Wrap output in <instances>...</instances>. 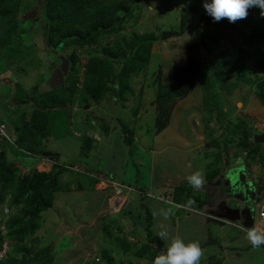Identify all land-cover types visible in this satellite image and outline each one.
<instances>
[{
	"label": "rangeland",
	"instance_id": "1",
	"mask_svg": "<svg viewBox=\"0 0 264 264\" xmlns=\"http://www.w3.org/2000/svg\"><path fill=\"white\" fill-rule=\"evenodd\" d=\"M106 1L100 0V3H105ZM124 3L129 6L132 5L135 10L133 17L128 18L123 24L125 30L118 35L119 38L134 39L138 35L151 33L156 37L150 53L149 63L146 65L147 68L132 74L130 77L131 89L124 92L123 97L117 96L120 90L118 84L115 87L113 86L112 76L105 77L106 87L112 88L113 86L114 91L106 90L97 99L93 97L92 91L88 93L82 86L85 82L84 65L88 61V54L97 53L102 48L110 45L111 42L108 43V40H103L98 45L83 48L85 49L84 51L82 49L77 50V54L79 52L81 55L79 60L84 65H81V72L76 85L79 90L69 92L73 103L70 107H67L69 110L60 109L59 107L53 108L58 109L54 111L47 109V111H51L48 115H51L48 123L49 131L41 132L43 135H47L43 147L45 153L51 152L58 156L56 159H58L59 164L66 168L59 175L60 184L64 187L65 192L59 191L55 193L52 208L42 215L40 219L42 225L36 232H30V235L25 240L28 249L33 253L40 254L42 260L47 262V260H50L49 257L52 256V260L46 264H99V260L104 261L102 253L105 249L108 252H112L110 254L114 257L115 264H146L137 258L131 257L129 261H122L123 257H120L115 250H112L115 246L112 244H116V240L122 238L121 234L123 235L126 231L131 233L126 224L135 226L136 233H141V235L147 233L145 230L151 229L152 235L157 237L156 235L165 230V228L166 233L173 234L171 231L173 227L172 218L174 222L178 220L184 225L185 219L189 216L188 214H193L187 210L178 209L176 204L171 205L168 204L169 202H163L160 203L161 208L165 212L169 210L173 214L172 218H170L171 220L167 222L166 213L165 215L159 214L157 211L159 207L153 206L159 204L157 197L152 195L145 196L147 194L142 197L139 193L132 191L130 193L132 201H129L126 208L116 218H112V215L106 212L103 218L100 217L98 224L93 229H90L86 226L89 222L83 221V219L86 220V215L81 217L84 212L98 208V205L102 202L98 197V192L94 190L95 188L101 191L107 189L109 201H113L117 195V191L113 186V184H116L115 182L128 188L129 186L134 189L141 187L149 193L150 185L153 184L154 179L157 183L160 175L161 178H172L173 173L178 170V166L182 167L184 160L176 162L169 160L168 158L172 157V154H169L161 158V163L164 160L166 168L163 170V166L160 163L157 170L152 172L150 167L152 154L145 147L150 145V141L153 145L159 128L157 127V112L155 111L158 103L155 99L158 94L164 93L165 87L172 84L169 70L172 67H178L186 63L188 51L202 54L205 57L204 60L210 63L223 62L228 58H233L236 54L246 52L253 59L249 66L252 79L259 82L262 79L264 80V72L256 74L257 68L254 63L264 53V49L258 51V47L248 48L245 46L243 37L246 34V29L239 25L243 19L234 23H230L227 19L214 22L203 7L204 0H126ZM189 6L196 8L189 17L191 29L179 36L166 39V32L171 31L170 34H173L181 30V24L184 21L181 17L182 12ZM260 11L259 8H256V16H253V19L258 18ZM120 13L121 11L118 10V16ZM16 19V21L12 19L3 20L0 23L1 44L7 42L10 46H14L17 49L15 45L18 43L15 35L20 29V32L25 37V42L31 44L29 57L26 61L18 63V66L17 64L12 65L9 62L0 60V118L6 120L5 125L8 133L13 135L14 138L16 135L18 138L17 124L23 127L24 122L31 121L34 109H40V103L36 107L38 99L36 97L43 99L51 96L52 98V95L56 94L54 90L62 89L58 85L52 86L53 75L57 69L62 67L64 60H70L71 53H73L72 48L66 51L58 50L55 55L52 53L55 47L49 45L45 40L38 0H20ZM22 20L24 21L22 22ZM245 47L247 50H245ZM205 48L207 49L205 50ZM50 53L56 57V60H54L52 55L50 57ZM118 67V65H115V68ZM77 69L76 66L74 71L72 70L68 76H64L65 87L68 84V79L75 77ZM227 77L232 87L242 89L240 90L242 94L227 100V95L223 93V89H220L221 86L214 85L213 89L207 91L204 85L198 81L190 97V103L186 101L182 104L187 109L183 110V118L177 123H181L178 128L183 134L194 136L199 128L197 126V122H200L199 118L201 119L204 115L205 119L211 111L220 113L224 106L228 109L227 114L220 115L216 124L223 123L225 119V121L230 122L231 128L234 129L235 126L245 123V118V121L248 120L251 126L254 125V122L264 125V115L262 116L264 105L255 93V87L246 83H243V86L241 83L237 84L235 75H227ZM51 89L52 93L54 92L53 94L50 92ZM19 92L21 96L24 94L29 97L26 103L13 101V96ZM209 93V104H207ZM248 97L250 99L253 97L250 103H248ZM250 104L255 109L260 108L258 111L261 116H257L254 113L253 119H246L241 111L248 108ZM204 119L202 120L205 121ZM260 128L264 131V127ZM125 129L132 137L130 144L125 141ZM87 136L95 143L97 142V144H94L93 151L85 160V156H81L80 150L83 138ZM14 142L10 146H3V151L7 154L9 163L14 168H18L17 170H19L21 176L28 175L34 167L38 172H51L53 165L50 162H53V160L50 159L48 161L46 159H38L32 162L21 159L23 163L21 166L17 157L21 155L20 152L22 151L14 146ZM262 146L264 145L262 144ZM102 147H104L106 152L105 156L97 158V154H102ZM234 147L237 149L236 145ZM239 153L244 154L243 152ZM249 156L248 159L250 160L255 154H249ZM257 156L261 157L262 153L260 152ZM139 159L143 161L142 165L138 162ZM200 160L195 159L194 161ZM43 161H45L46 165H42ZM200 162L204 164V160ZM108 167L112 171L115 182H113L112 178H108L105 172V174L100 173ZM236 168L237 172L241 170L240 166ZM160 170H162V173ZM95 173H100L97 176L103 178L106 183H102L100 180L95 182V178L92 175ZM206 173H203L204 178ZM238 177H241V175ZM240 179L248 182L247 177L246 179ZM109 180L111 183L108 182ZM220 181L218 180L215 184L208 183V189L212 188V185H218ZM79 185L80 188L78 189ZM252 187L253 185H251ZM123 193L126 195L128 191L124 189ZM154 194L157 195L158 192L154 191ZM198 194L199 192L195 195ZM262 195L261 193L259 198ZM152 202H155V204H152ZM124 203L123 201L122 207L125 206ZM249 205L253 206L254 203L250 202ZM185 206L189 207V205ZM15 214L17 217H22L21 214H18L17 209L13 210V215ZM157 214H159L158 217L156 216ZM146 216H149V218ZM254 216H257V210L254 212ZM150 223L151 225L149 226ZM114 229L120 231L118 235L113 232ZM178 234L185 242H190L191 239L187 240L185 238V235L189 234L187 229H178ZM220 244H217L219 248L222 246ZM19 246L20 243L16 242L14 248ZM262 247L264 248V245ZM212 248L213 246L211 245L210 249L212 250ZM16 255L20 256V253L14 252V256ZM242 259V263L239 264H264V250L245 253Z\"/></svg>",
	"mask_w": 264,
	"mask_h": 264
},
{
	"label": "trees",
	"instance_id": "2",
	"mask_svg": "<svg viewBox=\"0 0 264 264\" xmlns=\"http://www.w3.org/2000/svg\"><path fill=\"white\" fill-rule=\"evenodd\" d=\"M125 1L107 0L105 3H100V0H38L45 40L49 45L55 47L52 53L55 55L58 50L66 51L72 48L73 53H71L70 60L66 59L69 64V70L66 75L68 76L70 71H74L76 66L78 69L75 72V77L68 79L66 87L63 81L62 89L54 90L56 94L52 95V98L51 96L43 99L36 97L38 98L36 107L39 103L41 107L40 109H34L31 121L24 122L23 127L17 124L18 138L16 135V140L13 135L8 133V130V139L0 140V212H3L4 206H7L12 212L7 221L8 239L12 242V248L8 257L0 264H46L52 260V256L49 257L50 260H47V262L42 260L40 254L33 253L28 249L25 240L30 235V232H36L42 225L40 219L42 215L52 208L55 193L65 191L60 184L59 175L66 169L59 164L58 159H56L58 156L55 155L52 159L56 160L57 163L51 172H38L34 167L28 175L21 176L19 170H17L18 168H14L9 163V158L3 151V146H10L15 141L13 143L14 146L22 151L20 152L21 155L17 157L21 166L23 164L21 159L32 162L37 161L42 156V153L45 152L43 143L47 135H43L41 132L49 131L48 123L51 115H48L51 111H47V109L54 111L58 109L53 108L59 107L60 109L69 110L67 107H70L73 103L69 92L79 90L76 85L81 72V65L83 66L84 64L79 60L81 55L79 52L77 54V50L82 49L84 51L85 49L83 48L98 45L103 40H108V43L111 42L110 45H107L108 43L105 44L107 46L97 53L88 54V61L84 65L85 82L82 86L88 93L92 91L93 97L97 99L106 90L114 91L113 86L115 87L116 84H118L120 90L117 96L123 97V93L131 89L130 77L132 74L147 68L146 65L149 63L150 53L156 37L151 33L138 35L134 39L119 38L118 35L125 30L123 24L128 18L133 17L135 10L132 5L125 4ZM19 4L20 0H0V23L3 20L10 19L16 21ZM195 9L190 6L185 8L181 16L184 20L181 24V30L176 33L172 32L173 34H170L171 31L166 32L165 38L171 39L191 29L189 17ZM118 10L121 11L119 16L117 14ZM239 25L246 29V34L243 37V43L246 47H258V51L264 49V16L259 14L257 19L245 18ZM20 31L15 35L18 43L15 45L17 49L14 46H10L7 42L0 43V60L9 62L12 65L17 64V66L21 61L27 60L30 55L31 44L25 42V37ZM52 53H50V57ZM187 53L186 63L178 67H172L169 70L172 84L165 87L164 93L158 94L155 99L158 103L156 112L159 132L168 127L177 101L186 98L193 91L198 81L204 85L207 91H210L214 85L219 87L223 85L231 86L227 75H235L237 84L246 83L255 87V93L264 105V80L262 79L259 82L252 79L249 66L253 59L250 54L244 52L236 54L233 58H228L223 62L210 63L204 60L205 57L202 54L193 51H188ZM54 55L52 56L56 60ZM254 63L257 68L256 74L264 72V53ZM115 65L119 67L115 68ZM17 72L19 73V71ZM109 76H112V88H107V83L104 81L105 77L108 78ZM50 92L52 93V89ZM13 97V101L23 104L29 99L27 95L23 94L21 96L20 92ZM112 97L114 96L112 95ZM209 98L210 93L207 97V104H209ZM0 122L6 123V120L0 118ZM245 123H241L233 129L230 126V122L227 121L222 125L225 131V140L219 138L212 142L211 146L229 151V147L235 144L238 148L248 149V154L258 155L262 145L260 147V145L253 143L254 131ZM124 134L125 141L130 144L132 137L127 129L124 130ZM93 149L94 141L89 136L84 137L80 150L81 156L88 158ZM94 181L97 182L96 180ZM194 201L196 204H190L189 207L197 205L202 207L203 201L200 198H196ZM14 209H17L18 214H21L22 217H17L16 214L13 215ZM146 231L147 238L150 239L149 243L139 248L134 247V252H132L130 257L145 258L153 261L158 252L150 251V244L156 242L161 250L164 249V246L160 243L159 238L152 235L151 229ZM16 242L20 243V246L14 248ZM124 248L126 250L127 246H124ZM14 252L20 253V256H14ZM110 253L112 254L111 251L108 252L105 249L102 253L104 261L99 260V264H115L114 257ZM119 256L122 257V255Z\"/></svg>",
	"mask_w": 264,
	"mask_h": 264
},
{
	"label": "crops",
	"instance_id": "3",
	"mask_svg": "<svg viewBox=\"0 0 264 264\" xmlns=\"http://www.w3.org/2000/svg\"><path fill=\"white\" fill-rule=\"evenodd\" d=\"M243 86V83H241ZM240 86V85H239ZM195 88V87H194ZM220 89H223V93L227 95V100L232 99L234 96L238 97L239 94H242L241 88L238 89L236 87L231 86H221ZM194 91V90H193ZM193 91L184 99H180L177 101L174 111L172 113L170 122L168 124V127L161 132H157L156 138L153 141V145L150 141V145L145 147V149H149L151 152V169L152 172H155L157 170L158 164L161 163L162 156L172 154L171 158H168L169 160L179 161L184 160L182 163V167L178 166V170L173 173V177H163L161 178V175L159 176V180L157 183L155 182V179L153 181V184L150 185V191H145L141 187L132 188V191L139 193L142 195V197L145 196H154L157 197L156 199L159 200V204H155V202H152L154 207H159L157 210L159 214L165 215L166 213V220L169 222L172 218L173 214L170 213L169 210H165L161 208L160 203H168L166 201L167 196H170L169 203L171 205L180 204L182 206L185 205H195L196 202L194 201L196 198H200L203 203L202 206H204L206 209L209 210V214L218 217V218H224L228 221H230L232 224H224L218 220H213L208 218L205 215L201 214H188V218L185 219L184 225H182V222H178V220L173 221V227L171 231L173 234L167 232L168 239L167 240H161L159 235L157 234V238L160 239V243L164 246V249H159L156 242H152L150 244L151 250L150 251H156L158 254L162 251H166L167 244L170 242L171 238H174L176 236H179L178 229H182L188 231L189 234L185 235V238L187 240L191 239L192 241H199L203 250L204 254L202 257V260L200 264H239L242 263L241 260L242 256H244L245 253H250V251H258V250H264L261 245L258 248H254L250 241L246 238L247 230L251 227H247L244 225V219L241 217H237V214L235 212H232V210H235L237 207H243L244 202H239L236 199H234L231 195V186L232 182H234V179L237 180L238 178L246 179L250 182L251 185H253V190L256 193V198L254 200V211H253V217L254 212L257 207V204L264 199V146L261 148L262 156L259 157L255 155L252 159H248V154H240L237 152V149H235L234 145H231L229 147V151L220 150L213 146H211V143L216 141L214 139L213 141V134L217 131V128L219 126H222L227 121L225 119L223 120V123H217V118L222 114H227V110L224 106L223 110L220 113H216L215 111H211L210 114H208L205 119L204 115L200 119V122H197V126L199 127L196 131V134L194 136H188L186 134H183L180 129L178 128L180 124L177 122H180L183 118V114L185 109L187 107H183L182 104L186 101H189L190 103V97L193 94ZM225 95V96H226ZM253 98V97H252ZM251 98V99H252ZM249 102L252 101L250 97H248ZM231 102V101H230ZM236 105H238L236 103ZM249 107L240 110L246 117V119H253L255 114L257 116H261L259 113L260 108H253L251 107V104L248 105ZM260 106V105H259ZM157 108L155 109V111ZM203 112H205L203 110ZM216 113V115H215ZM137 115V114H136ZM264 115V111L262 113V116ZM204 119L205 121H203ZM245 120V118H244ZM264 121V119H263ZM177 126V127H176ZM109 129V128H108ZM106 129V130H108ZM212 137V139H211ZM223 139V138H222ZM221 139V140H222ZM94 144H97V142ZM148 145V144H147ZM160 145V147H159ZM103 149V150H102ZM102 154H97V158H102V156H105V150L104 147H102ZM156 149V150H155ZM239 152H241V148L239 149ZM240 154V155H239ZM259 155V154H258ZM258 158H257V157ZM177 158V159H175ZM195 159H201L204 160V164L200 161H194ZM85 160L87 158L85 157ZM234 160V162H232ZM138 162L142 165V160H138ZM197 162V166H196ZM263 162V163H262ZM162 169L164 170L166 166H164V160L161 163ZM201 164V165H199ZM236 165V166H235ZM240 166L241 170L237 172V168ZM210 170V171H209ZM162 173V170H160ZM209 171V172H208ZM108 178H112L115 182V179L113 178L112 171L108 167L106 170H104L103 173ZM201 173V183L199 186H195L189 181V177H191L195 173ZM205 178L203 177V173H205ZM110 173V174H108ZM108 174V175H107ZM241 175V177H238ZM218 180H221L218 185H212V188L208 189V183H216ZM116 184H119L118 182H115ZM124 184V183H123ZM208 189V190H207ZM98 192V197L102 201L100 205H98V208L94 209L93 211L84 212L83 216L86 215V220L83 219L85 222H89V224H86L87 228L93 229L96 224L100 221V217L103 218L106 212L108 213L109 203H108V197L107 195L108 191L104 190L101 191L100 189H94ZM132 191L128 192L126 195H124V201H126L124 204V208L129 204V201H132V196H130V193ZM154 191H157L159 196L154 194ZM65 192V191H61ZM198 195H195L198 193ZM263 194L261 198H259L260 194ZM125 194V193H124ZM165 195V197H164ZM191 196V197H190ZM130 198V199H129ZM153 198V197H152ZM164 198V201H163ZM128 199V201L126 200ZM249 201L248 203H250ZM222 204V207L220 205ZM198 206V205H197ZM123 208V209H124ZM122 209V211H123ZM110 214V213H108ZM159 214L156 216L158 217ZM112 215V218H116L118 214H110ZM131 215V214H130ZM151 215V214H150ZM193 215V216H190ZM141 216V215H139ZM149 218V216H146ZM194 217V218H192ZM196 217V218H195ZM254 222V220H253ZM170 224V223H169ZM126 227L129 228V232H125L123 235L121 234L120 239L116 240V244L113 247L112 250H115L118 255H122L123 260H130V255H132V252H134V247L139 248L142 245H147L150 241V239L147 238V235L144 233V235H141V233H136L135 226H130L129 224H126ZM153 227V226H152ZM232 227V228H227ZM169 229V227H167ZM226 229V230H224ZM163 230L162 232H165ZM113 232L118 235L120 232L117 229H114ZM146 232V230H145ZM161 233V232H160ZM82 237V235H81ZM190 240V241H191ZM187 243V242H186ZM220 244L221 248L218 247L217 244ZM166 245V246H165ZM213 246L212 250L210 249V246ZM124 246H127L126 250ZM85 247V246H84ZM218 249H217V248ZM128 249V250H127ZM221 251V253H220ZM83 253V251H82ZM146 264H153V261L144 259H138ZM213 262V263H212Z\"/></svg>",
	"mask_w": 264,
	"mask_h": 264
},
{
	"label": "clouds",
	"instance_id": "4",
	"mask_svg": "<svg viewBox=\"0 0 264 264\" xmlns=\"http://www.w3.org/2000/svg\"><path fill=\"white\" fill-rule=\"evenodd\" d=\"M203 7H204L206 13L210 17H212L214 22H220L223 19H227L230 23H234L240 19L253 18V16H256V8H259L261 10L260 11L261 16H264V0H204ZM250 8H254V9H253L252 15L248 16V10ZM244 122L248 123L247 125L249 126V128L252 131H254L253 137H252V141L254 143V136L257 134H263L264 133V131L260 128V127H264V125L262 126L261 124L254 122V125L251 126L250 125L251 123H249L248 120L244 121ZM3 124H5V123H3ZM224 133H225V131H224L223 127L219 126L217 128V131L215 132V134H213V136H215V137H213V140L214 139L217 140L219 138L224 139V136H225ZM255 145H257V144H255ZM258 145H262V144H258ZM263 145H264V143H263ZM234 146H235V144H234ZM241 149H242L241 152H243L244 154L245 153L248 154V149L247 150L245 149L247 152L243 148H241ZM237 152L239 153L238 147H237ZM52 157L53 156H50V157L40 156L39 159H41V160H44V159L49 160L50 159V160H53L55 162L56 160L52 159ZM250 159H252V158H250ZM56 163H57V161H56ZM55 164L53 165V167L55 166ZM99 174L100 173L92 174L97 182L100 180L99 179L100 177L97 176ZM201 175L202 174L199 172L193 174L191 177H189L190 183H192L195 186H199L201 183ZM105 190H107V189H105ZM123 196H124V193H123ZM126 200L128 201V199H126ZM263 200L264 199H262L257 204V207L255 209V211L257 210V216H258V206ZM112 202H113L112 200L109 201L108 213H110V214L121 213L122 209L124 208V207H122L123 204H120V201H118L116 203L117 209H112V207H111ZM124 202H126V201H124ZM5 207H7V206H4L3 212H0L1 216H4L6 214V211H8V214L10 216L11 215L10 209L8 207L7 208H5ZM112 211H115V212H112ZM208 213H209V210H208ZM9 216H8V220H9ZM257 216L253 217L254 222H253L252 228L248 229L247 233H246V238L250 241L251 245L254 248H258L261 245H264V230H262L258 227H254ZM213 217L214 218H210V219L218 220L224 224H227L226 222L232 224L230 221H228L224 218H218L215 216H213ZM6 226H7V222H6ZM7 229H8V227H7ZM8 234H9V230H8ZM158 235H159L161 240H167L168 239V234L166 232L158 233ZM203 254H204V250H203L199 241H190V242L186 243L180 236H176L174 238H171L170 242L167 244L166 251H162L158 255L155 256V258L153 260V264H200L202 257H203Z\"/></svg>",
	"mask_w": 264,
	"mask_h": 264
},
{
	"label": "built area",
	"instance_id": "5",
	"mask_svg": "<svg viewBox=\"0 0 264 264\" xmlns=\"http://www.w3.org/2000/svg\"><path fill=\"white\" fill-rule=\"evenodd\" d=\"M254 8H250L248 10V16L252 15ZM8 139L7 135V128L6 125L0 122V140H5ZM10 139V138H9ZM11 140V139H10ZM48 161V160H46ZM50 162V161H49ZM52 165L55 164V162H50ZM42 165H46L45 161L42 162ZM102 183H106V181L103 178H99ZM111 183V181H108ZM108 186V185H107ZM106 186V187H107ZM114 189L117 191V195L115 196L113 202L111 203L112 209H117V202L120 201V204L124 201V196H123V190L126 189L128 192L132 191V189L129 187H124L123 185L120 186L119 184H113ZM170 196H167L166 201H169ZM178 209L182 210H187L190 213H196V214H202L207 216L208 218H214L212 215L208 213V210L203 206V207H188V206H182L180 204H176ZM8 211H6V214L4 216H0V238H2L1 244H0V262L5 260L8 257V254L11 251L12 248V242L11 240L8 239V229L6 226V222L8 220ZM227 224H230L226 222ZM254 227H258L262 230H264V200L259 204L258 206V216L255 221Z\"/></svg>",
	"mask_w": 264,
	"mask_h": 264
},
{
	"label": "water",
	"instance_id": "6",
	"mask_svg": "<svg viewBox=\"0 0 264 264\" xmlns=\"http://www.w3.org/2000/svg\"><path fill=\"white\" fill-rule=\"evenodd\" d=\"M69 70V64L66 60L63 61L62 67L60 69H57L53 75L52 79V86L58 85L59 87L63 86L64 76L68 73ZM254 143L255 144H263L264 143V133L263 134H257L254 136ZM43 157H50L55 156L53 153L44 152L42 154ZM238 173V172H236ZM231 195L234 199H236L239 202H244L243 207L240 208L237 207L235 210H232V212H235L237 214V217H241L244 219V225L247 227H251L253 225V206L249 205V201L254 202L256 198V194L253 190V187L251 188L250 182H246L245 180L242 181L241 179H234V182H232L231 186ZM222 207V204L220 205Z\"/></svg>",
	"mask_w": 264,
	"mask_h": 264
}]
</instances>
